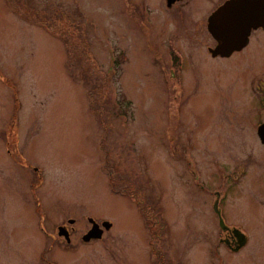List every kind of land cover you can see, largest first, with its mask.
Listing matches in <instances>:
<instances>
[{"label":"rangeland","instance_id":"374dc122","mask_svg":"<svg viewBox=\"0 0 264 264\" xmlns=\"http://www.w3.org/2000/svg\"><path fill=\"white\" fill-rule=\"evenodd\" d=\"M201 3L0 0V264H264V169L208 188L245 222L239 253L192 182L191 157L206 180L223 148L243 161L247 132ZM88 218L112 228L84 243Z\"/></svg>","mask_w":264,"mask_h":264},{"label":"flooded vegetation","instance_id":"af4514ba","mask_svg":"<svg viewBox=\"0 0 264 264\" xmlns=\"http://www.w3.org/2000/svg\"><path fill=\"white\" fill-rule=\"evenodd\" d=\"M192 1L196 3V11L205 10V5L201 3L203 0ZM257 1L245 0L242 3V0H218V3H215L214 0H208L209 15L203 23L212 45L207 49L211 59L219 58L224 62L233 61V67L235 66V73L227 79L228 102L226 106H223L225 116L228 117L231 113L228 124L239 125L240 130L246 129L247 132L243 133L245 136L241 135L242 142L239 145L241 147L238 148L244 155L243 161L231 162L228 154L236 149L223 148L221 161L226 163H220L218 159L213 158L212 171L208 176L206 175V180H204L205 175L203 179L198 177L200 171L198 160L191 157L190 162L192 161V165L196 168L195 172H192V182L198 191L215 197L211 211L216 218L219 230L216 235L219 236V242L232 253L240 251V249L236 250L240 234L244 235L246 240L244 246L247 245L249 236L243 226L245 222L242 219L241 224L231 222V216L234 217V214L228 213L224 207V202L228 199L226 191L213 193L208 188L216 185L226 188L225 182L229 180L242 184L245 180L241 179L247 178L248 169L254 168L253 170L260 172L264 169V22L247 25L246 20H243L242 10H239L241 5L245 7L244 9L252 5L249 8L251 11L249 16H257L259 8ZM185 6H187L186 0H166V8L169 10H179ZM225 7L229 13L226 12L223 16L220 15L213 20L215 14ZM194 13L197 14V12ZM214 53L215 56H213ZM234 75H236V82H234L236 80ZM247 140L252 141L250 146H254L255 143L256 148L252 151L248 150L245 154L243 150L247 149L245 148ZM8 153L11 154V152ZM210 155L212 156L211 153ZM213 175L216 181L212 178ZM205 183L207 188L203 186Z\"/></svg>","mask_w":264,"mask_h":264},{"label":"water","instance_id":"95a60500","mask_svg":"<svg viewBox=\"0 0 264 264\" xmlns=\"http://www.w3.org/2000/svg\"><path fill=\"white\" fill-rule=\"evenodd\" d=\"M244 1L245 0H242V3ZM256 4L259 5L258 11H257L258 14H256L257 16L254 15L253 17L249 16V13L251 12L249 10V8L252 5H249L248 9H244L245 7L243 8L242 5H241V7H239V10H242V13L244 15L243 16V20H246L247 25H250V24H253V23H257V22L258 23H263L264 22V0H258ZM236 6H238V4H236ZM218 12L213 17V20H215L220 15L223 16V14H225L226 12L229 13V11L226 10V7L222 8ZM213 56H215V53L213 54ZM88 222L92 225V227L89 230V232L85 236H83L82 241L84 243H88L91 240H100L102 238V235H103V230L109 231L111 229V227H112V225L110 223L104 222L101 225L103 230H101L99 225H97L92 219H89ZM70 223H73V221H70ZM58 231H59L58 235L60 237L63 236L65 238L66 242L69 243V237H68V233L66 232V230H64L63 228H59ZM238 238H239V242H238V248L236 250H239L240 248H242L245 245V242H246V240H245V238H244V236L242 234H240L238 236Z\"/></svg>","mask_w":264,"mask_h":264},{"label":"trees","instance_id":"16d2710c","mask_svg":"<svg viewBox=\"0 0 264 264\" xmlns=\"http://www.w3.org/2000/svg\"><path fill=\"white\" fill-rule=\"evenodd\" d=\"M6 83H7V82H6ZM138 206H139V205H138ZM145 214H146V213H145ZM145 214H144V215H145Z\"/></svg>","mask_w":264,"mask_h":264}]
</instances>
